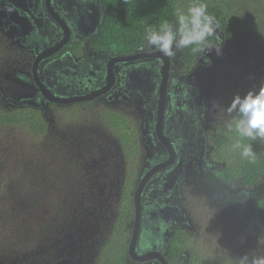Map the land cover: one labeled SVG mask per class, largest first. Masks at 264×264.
I'll use <instances>...</instances> for the list:
<instances>
[{
	"label": "flooded vegetation",
	"instance_id": "flooded-vegetation-1",
	"mask_svg": "<svg viewBox=\"0 0 264 264\" xmlns=\"http://www.w3.org/2000/svg\"><path fill=\"white\" fill-rule=\"evenodd\" d=\"M102 19L100 0H0L1 36L10 37L30 56L28 77L21 72L13 76L22 88L9 93L8 104L32 109L33 116L40 114L47 122L53 117L48 111L53 115L64 110V117L67 109L76 112L71 119L67 117L71 121H86L94 111L111 115L110 123L116 120L107 124L114 151L117 148V156L120 152L126 158L128 152L138 156L144 167L138 183L147 178L141 195L136 256L159 252L169 264L165 258L168 246L181 235L183 248L189 252L178 253L174 264H194L198 254L208 264L213 249L206 248L202 229L193 228L196 213L229 219L246 241L259 245L251 233L261 214L255 206L261 188L227 184L219 175L225 164L217 160L210 140L212 133L226 125L219 115L222 84L236 86L239 72L234 71L232 80L224 72L213 79L198 72L210 59L222 62L225 41L219 56L215 50L196 55L192 68L185 70L178 51L167 57L165 69L163 55L145 42L130 53L97 46L93 39ZM42 52L51 54L36 67L37 86L32 66ZM131 56L136 58L121 60ZM229 64L234 67L236 63ZM1 95L7 96L2 88ZM70 98L78 100L66 102ZM117 119L123 123L120 132ZM255 235L264 237L261 232ZM128 259L129 264H160L154 259L138 262L129 255Z\"/></svg>",
	"mask_w": 264,
	"mask_h": 264
},
{
	"label": "rangeland",
	"instance_id": "rangeland-1",
	"mask_svg": "<svg viewBox=\"0 0 264 264\" xmlns=\"http://www.w3.org/2000/svg\"><path fill=\"white\" fill-rule=\"evenodd\" d=\"M218 3L239 19L250 20L257 12L254 0H210V5ZM29 58L27 50L0 34V88L5 97L22 88L13 76L21 72L28 77ZM222 85L225 91L251 86L247 77L236 87ZM220 104L225 121L227 100ZM13 108L0 101V116L6 121L0 130V264H98L122 187L134 195L143 167L140 159L132 152L128 154L133 158L120 152L117 156L105 122L64 120L65 111L57 110L53 115L48 111L51 122L31 113L29 122L11 123ZM195 216L194 230L202 229L206 248L213 249L208 264H229L262 247L246 241L229 219ZM132 228L130 223L129 237ZM195 258L194 264H204L199 254Z\"/></svg>",
	"mask_w": 264,
	"mask_h": 264
},
{
	"label": "trees",
	"instance_id": "trees-1",
	"mask_svg": "<svg viewBox=\"0 0 264 264\" xmlns=\"http://www.w3.org/2000/svg\"><path fill=\"white\" fill-rule=\"evenodd\" d=\"M206 2L209 5V12L214 14L219 20L221 32L225 34L222 38L233 55L241 61L253 62L259 70L264 71V24H262L264 0H254L257 12L250 20L233 16L220 3L210 5V0H206ZM177 5H179L177 0H100L103 19L93 41L99 47L111 49L113 53H130L136 47L144 44V35L149 27H158L165 19L172 18V13ZM196 55L189 49L180 51L185 70L192 68ZM248 81L251 85L249 88L244 85L242 87L243 90L240 91L222 90L223 100H227V106H229L235 95L243 96L250 90H259L262 86L252 78H248ZM235 87L230 86L233 89ZM4 100L7 99L0 97L2 104L10 105L4 103ZM18 106V104L15 107L14 105L12 106L15 113L12 117H8V120L11 123L29 122L33 114L30 111L32 109L28 110ZM75 115L76 112L74 110L67 109L63 119H71ZM93 120L97 121V123L105 122L109 125L116 121L113 120L110 123L111 115L98 111L92 112V115L86 121ZM228 120L229 117H227L226 123ZM2 122L6 121L0 116V130ZM116 128L119 132L123 128V123L119 122L118 119ZM38 129L40 130L41 128ZM218 132L212 133L210 140L211 145L215 147L217 160L225 164L219 171V175L229 185L233 182L241 183L247 188L262 185V191L255 201V206L258 207L264 218V141L252 142L253 150L258 155L255 163H250L230 151L233 136L227 133L225 126ZM127 157L133 158L129 155ZM139 176L140 174H138ZM133 182L135 187V181ZM132 193L133 191L129 187H122L113 230H111V235H108L105 240L101 253L103 258L98 264H129L130 260L127 255V244L129 243L127 224H130L133 220L134 203ZM180 236L174 237L168 246V254H166L165 258L169 264H174L177 261L179 258L178 253L182 250H186L185 254L189 252L187 247L183 248L184 240H180ZM203 263L207 264L206 262ZM185 264H188V262Z\"/></svg>",
	"mask_w": 264,
	"mask_h": 264
},
{
	"label": "clouds",
	"instance_id": "clouds-1",
	"mask_svg": "<svg viewBox=\"0 0 264 264\" xmlns=\"http://www.w3.org/2000/svg\"><path fill=\"white\" fill-rule=\"evenodd\" d=\"M223 35L225 34L221 32L220 22L209 12L206 0H185V3L175 7L171 19H165L158 27H149L144 35V41L149 49L165 57H174L178 51L185 49L197 54V57L211 50H215L219 56L222 54ZM224 45L225 49L230 51V62L235 61L239 66L241 63H250L247 72L250 74L254 69L257 76L264 80V75L259 74L253 62L241 61L233 55L227 44ZM235 68L237 69L233 68L232 73L235 70L239 72L244 67ZM0 97L8 99L3 95ZM223 111L229 116L225 125L227 133L233 136L230 151L241 159L255 163L258 154L253 150L252 142L264 141V86L262 85L259 90H250L243 96L235 95ZM259 186L262 191V185ZM259 217L262 221L261 214ZM259 243L261 246L264 245V241ZM229 264H264V246L230 259Z\"/></svg>",
	"mask_w": 264,
	"mask_h": 264
},
{
	"label": "water",
	"instance_id": "water-1",
	"mask_svg": "<svg viewBox=\"0 0 264 264\" xmlns=\"http://www.w3.org/2000/svg\"><path fill=\"white\" fill-rule=\"evenodd\" d=\"M49 54H51V52H49V53L42 52L40 55H38L36 57V59L33 62L32 76H33V79H34V83L37 86L39 85V81H38L37 76H36V67H37L38 63L45 57V55H49ZM229 54H230V51L229 50H225V53L221 55L222 58H224V59H222V62H219L220 60L217 61V59H215V58H214V60L210 59L208 62H204L203 64H206V65L205 66L201 65L199 70H198V72H200L202 76H212L211 79H213L215 77V75H217L218 73L224 72L226 74V76H228L229 79L232 80L233 78L231 76L233 75V73L231 72V69H233V68L237 69L235 67H244L245 70H244V68H242L241 71L239 70V76H241V77H243V76L251 77L252 79H254L255 81H258L259 83H261L264 86L263 78L257 76V73H256V71L254 69L251 70L250 74L247 72L246 69H249L250 63L249 64L241 63L242 65L239 66L237 64V62L234 61V63H236V64L233 67V64L232 65L229 64L230 63ZM150 56H152V54H147L146 55V57H150ZM226 57H228V59ZM135 58H136L135 56H131V57L121 58V60L125 61V60H132V59H135ZM163 59H164V62H165L164 68L167 69V66H168L167 57L165 58V56H163ZM210 66H212L211 69H210ZM220 68L226 69V71H223ZM206 69H210V72H205L204 73V70H206ZM234 78H235V76H234ZM163 82H164V80H163ZM39 88H40V86H39ZM76 100H78V99L70 98V99H67L66 102L70 103V102H73V101H76ZM8 102H9V100H4V103H8ZM162 102H163V97H161V103ZM16 104H18V103H16ZM18 105H20V104H18ZM158 115L159 116L157 118V126L156 127H159V125H160L161 113H159ZM146 183H147V178H145L143 180L141 179L139 181V183H138V186H137L135 192H134V196H133L134 222H133V230H132V233H131V237L129 239L128 255H129V257L132 260H135V261H138V262H143V261H146V260L154 259L157 262H159L160 264H165L163 256L159 252H150V253L146 252L145 254H142L140 256H136L135 247H136L137 238H138V231H139V222H140V213H141V195H142V191H143L144 186L146 185ZM262 221L264 222L263 218H262ZM263 227H264V224H262V228L260 226V228L258 230L262 234L264 233Z\"/></svg>",
	"mask_w": 264,
	"mask_h": 264
},
{
	"label": "bare ground",
	"instance_id": "bare-ground-1",
	"mask_svg": "<svg viewBox=\"0 0 264 264\" xmlns=\"http://www.w3.org/2000/svg\"><path fill=\"white\" fill-rule=\"evenodd\" d=\"M27 33V32H26ZM257 225H258V227L256 228V229H254L257 233L259 232L260 233V231H258L259 230V228H260V226H261V228H262V221H261V219H260V217H259V220L257 221ZM252 231V236H253V238L255 239V241L257 240L258 241V243L260 242V241H264V237L263 236H260V237H257L256 235H255V231ZM250 234V235H251ZM264 246V245H263Z\"/></svg>",
	"mask_w": 264,
	"mask_h": 264
}]
</instances>
